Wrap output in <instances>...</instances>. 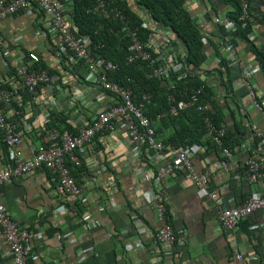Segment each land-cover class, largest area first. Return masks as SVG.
Returning <instances> with one entry per match:
<instances>
[{
	"label": "crops",
	"instance_id": "0c3cea01",
	"mask_svg": "<svg viewBox=\"0 0 264 264\" xmlns=\"http://www.w3.org/2000/svg\"><path fill=\"white\" fill-rule=\"evenodd\" d=\"M250 1L251 10L259 14L258 21L255 24L242 21L239 27L229 29L215 23L217 17L227 20L235 10L229 0H187L185 4L190 6L193 19L204 34L202 64L204 71H212L207 77L215 84L216 99L206 106L214 114L221 112L219 129L226 131L224 137L229 134V147L216 143L217 150L206 151L204 145L198 144L204 150L192 154L191 163L196 171L210 172L211 187L222 198L224 207L242 204L252 192L263 187L248 180L246 159L258 143L255 130L264 133V119L248 97L247 88L239 84L243 77H249L258 97L264 96V70L258 60L260 56L253 51L256 48L264 56V0ZM69 4L66 3L68 8ZM52 29L51 16L38 6L30 12L18 11L0 22L3 48L9 51L4 57L0 48V89L14 85L20 91L22 105L14 103L7 110V117L21 133L18 149L25 158L48 147L45 124L48 114H54L53 120L63 116L77 127L80 121L89 122L98 111L116 102L110 93L88 84L84 65L70 61L71 55L60 54L63 37ZM230 42L237 48L238 59L234 62L227 59L226 46ZM183 49L178 43L179 54ZM29 53L39 55L50 76L52 69L61 73L62 79L72 71L68 68L73 65L80 78L57 84L53 91L44 84L33 98L17 76L18 58ZM218 53L226 59L228 68L215 61ZM27 65L33 64L27 60ZM169 109L151 117L160 130L155 138L163 143L179 125L161 122L164 116L181 113L173 115ZM205 119L207 133L203 140L208 142L211 137ZM28 124H31L29 130L25 128ZM4 133L0 129V171L7 167L10 157ZM128 136L125 129L115 127L104 138L96 136L87 147L82 167L74 170L87 198L81 210L73 206L60 185L50 181L49 172L44 169L14 178L2 186L0 201L16 222L30 232L28 264H239L232 261L236 249L247 258H255L250 264H264V211L258 210L243 220L245 228L233 233L226 230L219 221L218 209L201 195L187 171L157 178L158 169L171 160V149L178 146L164 143L170 147L163 152L165 158L156 159L146 167L141 159L133 157ZM223 148L232 151L231 158L226 157ZM147 193L153 195L152 202L146 200ZM160 202L164 203L168 220L178 233L171 253L155 240L160 224L156 204ZM87 213L99 224L88 229L82 220ZM12 261L0 230V264Z\"/></svg>",
	"mask_w": 264,
	"mask_h": 264
},
{
	"label": "built area",
	"instance_id": "2783aa9c",
	"mask_svg": "<svg viewBox=\"0 0 264 264\" xmlns=\"http://www.w3.org/2000/svg\"><path fill=\"white\" fill-rule=\"evenodd\" d=\"M97 1L98 4L93 9H89L88 13L101 11L104 8L105 0ZM67 2L73 6V0H0V22L18 11L30 12L36 6L40 7L45 15L51 16L52 31H58L62 34L63 45L60 47V54L65 55L71 52L72 58H70V61H73L76 65L81 63L86 67V81H88V84L110 93L116 102L98 111L89 122L80 121L75 127V132L69 130L59 132L46 128L48 147L38 151L31 158H25L22 151L18 149L22 138L21 133L17 131L16 124L7 117V110L12 108L14 103L22 105L20 91L14 85L10 89H0V129L5 132L4 141L10 153L7 167L0 171V196L1 188L5 183L36 170L44 169L49 172L50 181L60 185L72 202H86L84 186L78 182L74 170L82 167L84 153L93 139L96 136L104 138L115 127L123 128L128 132V138H130V143L133 146V157L141 159L146 167L156 159H164L165 154L163 152L166 147H169L155 138L156 128L154 120L145 114L144 107L145 104L151 103V94L145 93L140 101H136L132 88L112 81V79L110 80L108 72L139 60L148 62L152 68L151 73L148 74L149 77L162 76L161 78H167L172 72L184 69L185 63L180 59L178 46L175 43V41L178 43L176 34L171 30L155 25L151 19L145 20L143 23V27L150 30L146 40L139 37L138 32L129 27L126 31V35L131 39L128 48L129 53L123 61L114 63L103 56L93 54L92 48L94 44L92 43V37L89 34L80 33L78 25L73 20V15L69 12L71 6L69 8L66 6ZM240 3L242 9L240 19L255 24L259 19V14L249 8L250 0H240ZM215 22L224 24L227 29L235 26L233 20H223L219 17L215 19ZM3 47H5L4 40L0 35V48ZM226 51L229 53V58L232 62L237 61V49L232 42L227 44ZM1 52L4 57L9 55V51L6 48L1 49ZM27 60L36 65L40 61V57L37 53H29L18 58L17 61L20 65L17 67V76L23 87L33 98H36L39 88L44 86V84L53 91V87L59 77L50 76L47 69H37L33 65L26 66ZM215 61L221 63L222 59L216 56ZM74 68L75 66L73 65L68 68L72 71L64 74L62 82L67 83L80 78L79 73ZM189 68L192 69L191 67L187 69ZM201 69H199V72H204V66ZM185 75L187 73L182 74L181 78H185ZM239 82L240 85L247 88L248 97L251 98L254 106L264 119V96L262 98L258 97L250 84L249 77H243ZM198 91L201 93L202 89ZM199 93L192 95L190 100L181 99L179 101H176L175 97L171 95L169 112L177 115L180 111L190 107H195L198 110L207 109L206 105L196 104L199 100ZM78 95L81 96L82 94ZM52 121L53 116L48 114L45 119L46 127ZM205 122L211 140L222 147V139L226 131L217 129L208 117H206ZM30 127L31 124H28L25 128L29 130ZM255 132L258 143L252 150L251 155L246 159L248 180L253 184L261 183L263 187L252 192L242 204L232 207L221 206L222 198L210 184V172L196 171L192 167V154L204 150L198 144H193L189 147L172 148L171 160L168 164H164L158 169L157 178H165L180 170L187 171L189 178L199 189L201 195L210 199L213 203L211 206L218 209V218L221 225L232 233L236 230L239 231L241 230L240 223L243 220H246L258 210L264 211V133L258 129ZM223 152L227 158L232 157L230 149L223 148ZM146 177L148 178V175ZM153 199L154 197L151 193L146 194L148 202H152ZM156 205L160 224L155 232V240L158 245L168 251V253H171L172 251L170 252V250L177 243L178 233L168 220L164 203L160 202ZM82 220L88 229L99 224V221L88 213L83 216ZM140 225L142 226V223ZM0 230L13 256L11 264H28V258L31 256L28 246L30 232L16 222L1 201ZM61 238L59 236V239ZM245 255L244 252L236 249L232 256V261L239 262V264H250L252 259H255L247 258Z\"/></svg>",
	"mask_w": 264,
	"mask_h": 264
},
{
	"label": "trees",
	"instance_id": "16d2710c",
	"mask_svg": "<svg viewBox=\"0 0 264 264\" xmlns=\"http://www.w3.org/2000/svg\"><path fill=\"white\" fill-rule=\"evenodd\" d=\"M97 2V0H73V6L69 4L71 6L69 12L73 15V20L78 25L80 33L89 34L92 37L94 55L98 54L114 63L123 61L129 53L128 48L131 42V39L126 35L127 29L130 27L137 31L139 37L146 40L150 30L143 27V23L149 19L155 25L177 34L178 43L184 46L183 52L180 53V58L185 63L184 69L172 72L167 78H161L162 76L149 77L148 74L151 73L152 68L148 62L140 60L108 72L110 80L131 87L137 100H141L145 93L151 94V104H145L144 107L147 116L153 118L166 112L171 106L169 94H173L176 101L190 100L192 95H197L198 90L202 89L198 95L197 105L205 106L215 101L216 98L213 93L215 84L212 83L213 80L211 81L207 77V75L212 74V71L206 69L204 72H199V69L202 70L201 67L204 65L202 64L205 48L204 34L199 24L193 19L190 6L185 5L187 0H105L104 8L101 11L88 13L89 9H93L98 4ZM229 2L235 10L228 16L227 20H233L235 25L239 27L240 22L243 21L240 19L242 14L240 0H229ZM220 27L225 29L224 24H220ZM175 43L178 46L176 41ZM253 51L260 56L258 60L261 61L264 70V56L256 48ZM66 55H71V52ZM218 56L222 57L219 53ZM221 63L228 68L225 58L222 57ZM190 66L192 69L189 68V71L187 68ZM34 67L48 69L43 61H39ZM49 72L52 76L59 74L58 83L55 85L67 84L62 82L61 73L52 69H49ZM182 72L187 73L185 78H181L184 74ZM219 113L222 115L220 111L214 114L210 108L198 110L195 107H190L182 110L178 116L162 117L161 122L168 121L179 124L176 125L177 128L174 133L164 143L178 147L197 143L204 145L206 151L217 150L218 145L213 140L208 142L203 140L207 133L204 119L210 117L217 129L222 128V116L220 117ZM47 128L59 132L64 130L76 131V128L63 116L56 117L47 125ZM159 131L156 129V135ZM228 139L229 134H226L222 139L224 146L229 147ZM69 205L71 206V204ZM81 205L82 203L77 201L73 202V206L80 210L82 209ZM240 224L241 227L245 228V222Z\"/></svg>",
	"mask_w": 264,
	"mask_h": 264
},
{
	"label": "clouds",
	"instance_id": "9594fccd",
	"mask_svg": "<svg viewBox=\"0 0 264 264\" xmlns=\"http://www.w3.org/2000/svg\"><path fill=\"white\" fill-rule=\"evenodd\" d=\"M224 20V19H223ZM234 27H236V25L234 26ZM235 47H236V45H235ZM237 49V48H236ZM238 55V54H237ZM218 57H220L221 59H222V57L221 56H218ZM181 59V58H180ZM227 59H229L230 60V58L229 57H227ZM222 62V61H221ZM220 64V63H219Z\"/></svg>",
	"mask_w": 264,
	"mask_h": 264
}]
</instances>
